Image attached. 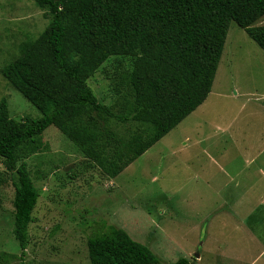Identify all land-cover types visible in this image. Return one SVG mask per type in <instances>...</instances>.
Returning a JSON list of instances; mask_svg holds the SVG:
<instances>
[{"label": "rangeland", "instance_id": "rangeland-1", "mask_svg": "<svg viewBox=\"0 0 264 264\" xmlns=\"http://www.w3.org/2000/svg\"><path fill=\"white\" fill-rule=\"evenodd\" d=\"M45 11L33 0H0V100H6L9 116L15 120L38 119L42 114L1 70L19 56L24 42L36 38L48 25ZM252 25H264V15ZM131 65L130 56H110L87 80L98 101L115 114L125 115L131 109L133 93L127 80ZM263 102L264 50L231 21L203 109L116 177L104 175L54 125L48 126L17 154V164L26 163L39 192L22 264H90L86 241L104 231L103 222L124 229L161 264H173L181 257L190 264H264V256L259 254L264 249V179L247 181L236 189V196L240 195L236 199L243 204L197 209L181 201L185 189L177 193L171 185L172 167L180 161L172 152L184 142L180 141V128L192 129L195 120L199 126L203 119L225 118L233 127L249 123L246 133L255 135L264 126ZM207 105L212 108L207 110ZM95 119L103 125L101 115L96 114ZM106 126L121 137L141 128L132 121L111 120ZM197 133L195 127L192 140ZM16 179L0 158V253L10 256L8 264L20 261V248L12 233ZM230 187L225 189L227 197L234 196ZM224 213L229 220L212 221L214 215Z\"/></svg>", "mask_w": 264, "mask_h": 264}, {"label": "trees", "instance_id": "trees-1", "mask_svg": "<svg viewBox=\"0 0 264 264\" xmlns=\"http://www.w3.org/2000/svg\"><path fill=\"white\" fill-rule=\"evenodd\" d=\"M33 1L46 10L49 23L1 70L42 114L15 120L0 100V158L17 177L12 233L20 248L18 264L39 197L26 163L17 164L21 146L54 125L114 178L207 98L231 21L264 50V25H252L264 15V0ZM122 55L132 58L127 80L133 100L125 115L98 101L87 84L110 56ZM111 120L141 128L121 137L106 126ZM102 225L104 231L86 241L90 264H161L124 229ZM9 260L0 253V264ZM173 264L190 262L181 257Z\"/></svg>", "mask_w": 264, "mask_h": 264}, {"label": "crops", "instance_id": "crops-1", "mask_svg": "<svg viewBox=\"0 0 264 264\" xmlns=\"http://www.w3.org/2000/svg\"><path fill=\"white\" fill-rule=\"evenodd\" d=\"M234 94L237 92L234 91ZM203 105L204 102L171 130L179 127L193 113L203 109ZM205 107L208 110L212 108V105ZM193 122V126L200 133H197L192 140L191 132L195 130V127L180 128V141L184 142L180 143L181 148L172 152L180 160L172 167V188L176 189L177 193L185 189L186 196L181 195L185 198L181 201H185V204L194 206L196 209L198 206L243 204V201L236 199L240 197V195L236 196V189L243 184H248L247 181L257 182L264 179V126L260 127L262 128L260 133L253 135L246 133L249 123L240 124L239 128L233 127L231 120L225 118L203 119L199 126H196V120ZM204 125L208 127L205 128ZM189 142L190 146H188ZM232 184H234L233 188L230 187ZM228 187L234 189L233 197L226 196L225 189ZM220 217L228 219L227 214L224 213L214 215L212 221L219 224L222 220ZM204 218L209 219L208 216ZM240 227L241 225L238 226ZM259 254L264 256V249Z\"/></svg>", "mask_w": 264, "mask_h": 264}, {"label": "water", "instance_id": "water-1", "mask_svg": "<svg viewBox=\"0 0 264 264\" xmlns=\"http://www.w3.org/2000/svg\"><path fill=\"white\" fill-rule=\"evenodd\" d=\"M195 256H198V254H195Z\"/></svg>", "mask_w": 264, "mask_h": 264}]
</instances>
